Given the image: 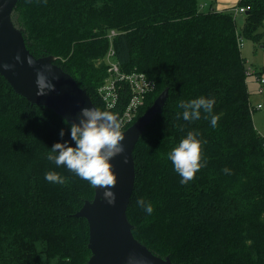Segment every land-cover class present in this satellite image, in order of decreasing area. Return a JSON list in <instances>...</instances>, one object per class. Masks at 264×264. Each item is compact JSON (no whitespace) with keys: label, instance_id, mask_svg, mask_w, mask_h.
Listing matches in <instances>:
<instances>
[{"label":"trees","instance_id":"16d2710c","mask_svg":"<svg viewBox=\"0 0 264 264\" xmlns=\"http://www.w3.org/2000/svg\"><path fill=\"white\" fill-rule=\"evenodd\" d=\"M246 5L241 29L236 6L204 10L199 0H19L12 12L29 51L52 58L102 111L121 112L128 102L124 96L119 109L107 110L99 94L112 29L122 68L151 83L137 119L168 90L133 152L127 216L138 241L177 264H264V135L254 125L241 50L245 39L262 40L264 0L238 1ZM200 96L215 99L217 127L203 111L183 120L179 102ZM188 131L207 141V164L183 185L168 153ZM65 141L75 146L70 123L0 75V264H88L89 223L76 213L96 188L47 159ZM47 171L65 184L47 182ZM141 197L151 215L137 206Z\"/></svg>","mask_w":264,"mask_h":264},{"label":"water","instance_id":"95a60500","mask_svg":"<svg viewBox=\"0 0 264 264\" xmlns=\"http://www.w3.org/2000/svg\"><path fill=\"white\" fill-rule=\"evenodd\" d=\"M18 1L0 0V75L32 104H41L54 110L70 124L78 123L82 108L97 107L87 91L78 85L71 74L52 62L37 59L29 51L22 32L12 21V12ZM17 54L20 55L23 63L15 60ZM28 57L35 61L34 65H28L26 59ZM4 64H12L14 67L5 69ZM45 66H51V71H47ZM38 70L45 71L46 76L55 86V89L48 91L46 95H36ZM167 97L166 89L141 117L126 130L121 131L124 139L120 143L124 146V152L110 159L117 181L111 188L115 193V203L109 204L102 199L104 189L97 187L95 198L92 201L87 200L76 213L78 217L86 218L89 223V248L92 255L88 264H129V257L135 258L133 264H177L172 262L169 256L162 258L155 255L138 241L127 216L136 181L133 155L135 146L146 126L157 113L162 111Z\"/></svg>","mask_w":264,"mask_h":264},{"label":"clouds","instance_id":"9594fccd","mask_svg":"<svg viewBox=\"0 0 264 264\" xmlns=\"http://www.w3.org/2000/svg\"><path fill=\"white\" fill-rule=\"evenodd\" d=\"M46 2V0H45ZM29 66L35 61L28 57ZM15 60L23 63L19 54ZM5 69L14 67L12 64H4ZM47 71H51V66H45ZM37 96L46 95L48 91L55 89L54 84L45 74V71H37L36 78ZM215 104L214 98L200 96L187 101L181 100L178 107L183 109V120L192 122L201 118V111L206 115L205 119H210L211 127L218 126L220 116L213 114ZM78 123L70 124L71 140L75 146H71L67 141L55 143L47 155V159L57 167L64 166L80 179L87 181L91 187L104 189L102 199L109 204L115 203V193L111 188L116 184V176L113 174L110 159L124 152V146L120 143L124 139L121 133V124L117 116L109 111H101L97 108L84 107L80 111ZM180 114H178L179 118ZM65 123H69L65 120ZM60 136H64L61 129ZM198 131H188L179 143L168 153L175 172L180 177V183L188 184L195 177V174L206 166L207 160L201 161V145L206 144V140L198 139ZM126 162V160H125ZM225 174H230L231 170L225 167L222 170ZM44 179L52 184H65V177L56 171H47ZM137 206L151 215L154 207L151 202L144 198H138ZM134 257H129V264H133Z\"/></svg>","mask_w":264,"mask_h":264},{"label":"built area","instance_id":"2783aa9c","mask_svg":"<svg viewBox=\"0 0 264 264\" xmlns=\"http://www.w3.org/2000/svg\"><path fill=\"white\" fill-rule=\"evenodd\" d=\"M207 4L201 5V9ZM250 9L249 5L238 6L233 9L235 15L245 13ZM117 35L115 29L110 30L108 38L110 46L105 55L108 75L99 88V94L107 110H116L121 106L122 97H128V102L121 112H113L118 116L121 124V131L126 130L137 119L141 108L146 102L148 89L151 83L144 74L137 71H126L122 68L114 48V37ZM247 79L253 78L258 83V92L264 93V74L258 72L252 67L246 69ZM264 105L258 104L257 109L263 108Z\"/></svg>","mask_w":264,"mask_h":264},{"label":"rangeland","instance_id":"374dc122","mask_svg":"<svg viewBox=\"0 0 264 264\" xmlns=\"http://www.w3.org/2000/svg\"><path fill=\"white\" fill-rule=\"evenodd\" d=\"M239 0H199V4H207L206 7H204V10H209L211 8L218 9L221 5L225 7H233L238 6ZM244 13L238 14L237 22L238 27L241 29L244 24ZM263 32L262 40L259 43L254 42L250 39H245L244 45L241 47L242 54L245 57L246 60V66L252 67L253 69L257 67H264V27L261 29ZM46 62H52V58H43ZM148 110V109H147ZM113 113V112H111Z\"/></svg>","mask_w":264,"mask_h":264},{"label":"crops","instance_id":"0c3cea01","mask_svg":"<svg viewBox=\"0 0 264 264\" xmlns=\"http://www.w3.org/2000/svg\"><path fill=\"white\" fill-rule=\"evenodd\" d=\"M223 8H225V6L221 5L220 7H218V10H221ZM255 69L264 71V67H257ZM247 83H248V89L250 92V100L253 106L252 115H253L254 125L257 128V130L262 135H264V107L261 109L256 108L258 104L262 103L264 105V93L261 94L258 92V87H259L258 83L255 82L253 78L247 79Z\"/></svg>","mask_w":264,"mask_h":264}]
</instances>
